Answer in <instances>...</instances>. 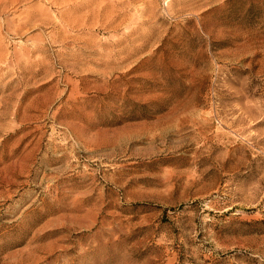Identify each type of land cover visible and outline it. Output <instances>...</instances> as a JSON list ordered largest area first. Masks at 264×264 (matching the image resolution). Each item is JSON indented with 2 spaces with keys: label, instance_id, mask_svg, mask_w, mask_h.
<instances>
[{
  "label": "rangeland",
  "instance_id": "1",
  "mask_svg": "<svg viewBox=\"0 0 264 264\" xmlns=\"http://www.w3.org/2000/svg\"><path fill=\"white\" fill-rule=\"evenodd\" d=\"M50 1L0 2V264H264V0Z\"/></svg>",
  "mask_w": 264,
  "mask_h": 264
},
{
  "label": "bare ground",
  "instance_id": "2",
  "mask_svg": "<svg viewBox=\"0 0 264 264\" xmlns=\"http://www.w3.org/2000/svg\"><path fill=\"white\" fill-rule=\"evenodd\" d=\"M1 1H3V2H8V3H10L11 5H12V4L15 5L16 2H18L19 0H0V2H1ZM51 1H52V5H54V3H55V4H56V3L59 4V1H60V0H51ZM51 1H50V2H51ZM62 1H63V0H62ZM62 1H60V2L62 3ZM67 1L69 2V0H67ZM85 1H86V0H85ZM87 1H88V0H87ZM87 1H86V2H87ZM8 3H5V6H4V8H3L4 10L7 9L6 7H7ZM81 3H82V2H81ZM83 3H84V2H83ZM88 3H89V2H88ZM63 4H65V2H63ZM1 5H2V3H1ZM11 5H10V6H11ZM2 6H3V5H2ZM10 6H8V8H9ZM74 6H75V5H74ZM74 6H72V7H74ZM78 6H79V5H78ZM1 9H2V8H1ZM4 10H3V11H4ZM6 11H7V10H6ZM0 12H1V11H0ZM41 15H42V14H41ZM63 18H64V17H63ZM63 18H62V19H63ZM61 21H62V20H61ZM64 21H65V20H64ZM66 21H67V20H66ZM66 21H65V22H66ZM67 22H68V21H67ZM67 22H66V23H67ZM20 27H21V26H20ZM15 28H16V27H15ZM17 28H19V27H17ZM21 29H22V28H21ZM18 31H19V30H18ZM18 31L15 30V32H18Z\"/></svg>",
  "mask_w": 264,
  "mask_h": 264
}]
</instances>
